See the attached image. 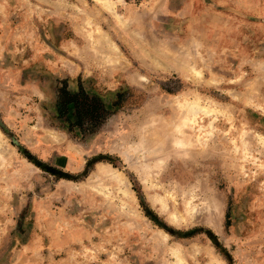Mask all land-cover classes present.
<instances>
[{
  "label": "rangeland",
  "instance_id": "rangeland-1",
  "mask_svg": "<svg viewBox=\"0 0 264 264\" xmlns=\"http://www.w3.org/2000/svg\"><path fill=\"white\" fill-rule=\"evenodd\" d=\"M109 1L0 0V264H264V0Z\"/></svg>",
  "mask_w": 264,
  "mask_h": 264
},
{
  "label": "trees",
  "instance_id": "trees-1",
  "mask_svg": "<svg viewBox=\"0 0 264 264\" xmlns=\"http://www.w3.org/2000/svg\"><path fill=\"white\" fill-rule=\"evenodd\" d=\"M124 96L125 94H118L113 105L119 107ZM56 108L60 119L66 121L71 127L79 128L84 133L97 130L111 116L110 110L107 109L101 98L89 95L83 88H80L77 93H71L68 88L60 90ZM70 108H73L74 123L69 119L66 120ZM211 237L215 239V237Z\"/></svg>",
  "mask_w": 264,
  "mask_h": 264
},
{
  "label": "bare ground",
  "instance_id": "bare-ground-1",
  "mask_svg": "<svg viewBox=\"0 0 264 264\" xmlns=\"http://www.w3.org/2000/svg\"><path fill=\"white\" fill-rule=\"evenodd\" d=\"M99 2H101L106 8L110 9L111 11H113V7L112 5L110 4V1L109 0H97ZM114 49L116 50V48L114 47ZM194 72V71H193ZM195 76L197 78H201V73L200 72H197L195 71ZM145 81V80H144ZM208 105V104H207ZM179 107L181 109V114L184 116L183 117V125H182V128L185 126V125H189L190 127L193 126V125H196L198 121H201V119H204V118H215L214 120L217 119L218 115L221 114V111H218L217 109L215 108H212L210 106H204L202 105L201 103V100L200 99H195L193 101H189V100H184L182 103H179ZM181 127H179V130ZM182 132H180L181 134ZM1 139H2V134L0 132V149L2 147V142H1ZM146 143V142H145ZM147 144V143H146ZM151 144V143H150ZM149 145V144H148ZM146 148L149 149V147L147 146ZM146 150V149H145ZM244 154L246 155V151H247V148H246V145H244ZM132 151V150H131ZM150 154V153H149ZM148 154V155H149ZM129 156V155H128ZM129 158V157H128ZM130 158H133L132 156ZM148 158V157H147ZM129 161V160H128ZM132 161V160H131ZM127 162V161H126ZM128 163V162H127ZM117 172V171H116ZM119 173V172H118ZM110 174V173H109ZM111 175V174H110ZM115 175V174H114ZM96 176L97 177H106L105 175V172L104 170L100 167H98V170L96 172ZM122 177V175H121ZM107 178V177H106ZM116 178V177H115ZM110 179V178H109ZM114 179V178H113ZM104 180V179H103ZM115 180V179H114ZM124 181V180H123ZM111 182V181H110ZM117 182V181H116ZM118 185V184H117ZM127 186V185H126ZM119 187V186H118ZM122 187V186H121ZM95 189V188H94ZM97 189L102 192L103 190L98 186ZM125 189V188H124ZM123 189V190H124ZM129 190V189H128ZM127 190V191H128ZM121 191V190H119ZM124 196V195H123ZM130 197V196H129ZM128 199V198H127ZM131 199V198H130ZM160 234L164 237L165 239V242H162L161 243V246L162 245H166V241H169V236L167 234H165L164 232L160 231ZM173 255L175 256L176 258V264H185L184 263V259L183 257L181 256L180 252L179 251H175L173 253Z\"/></svg>",
  "mask_w": 264,
  "mask_h": 264
}]
</instances>
